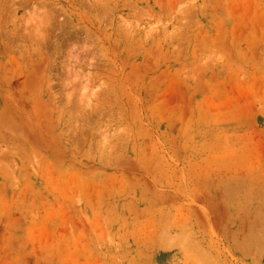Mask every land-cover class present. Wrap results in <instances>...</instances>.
<instances>
[{"label":"rangeland","instance_id":"rangeland-1","mask_svg":"<svg viewBox=\"0 0 264 264\" xmlns=\"http://www.w3.org/2000/svg\"><path fill=\"white\" fill-rule=\"evenodd\" d=\"M0 264H264V0H0Z\"/></svg>","mask_w":264,"mask_h":264}]
</instances>
